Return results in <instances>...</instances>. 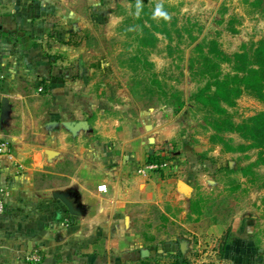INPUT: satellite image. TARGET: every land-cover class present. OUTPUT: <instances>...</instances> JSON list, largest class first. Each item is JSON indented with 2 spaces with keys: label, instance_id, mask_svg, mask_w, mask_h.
Returning <instances> with one entry per match:
<instances>
[{
  "label": "rangeland",
  "instance_id": "obj_1",
  "mask_svg": "<svg viewBox=\"0 0 264 264\" xmlns=\"http://www.w3.org/2000/svg\"><path fill=\"white\" fill-rule=\"evenodd\" d=\"M137 5L0 0V97L7 72L32 79L18 80L30 91L24 108L15 102L8 108L0 98V119L32 117L36 72L56 69L73 75L72 94L56 95L72 108L49 109L42 97L36 110L42 122L65 118L72 133L92 136L99 121L111 118L151 124L152 136L173 126L167 157L177 163L191 152L199 160L186 167L199 217L186 213L182 224H170L172 238H155L151 255L169 264L156 251L172 242L182 244L187 264H264V80L250 78L264 75V0ZM158 5L167 19L155 16ZM63 54L75 57L62 63ZM153 153L160 155L150 153L137 166L139 174L159 172L148 170L158 162L150 160Z\"/></svg>",
  "mask_w": 264,
  "mask_h": 264
},
{
  "label": "crops",
  "instance_id": "obj_2",
  "mask_svg": "<svg viewBox=\"0 0 264 264\" xmlns=\"http://www.w3.org/2000/svg\"><path fill=\"white\" fill-rule=\"evenodd\" d=\"M58 56L62 63L75 57ZM72 76L56 69L36 72V102L28 105L35 116L0 119V141L9 147L0 150V197L6 202L0 214V264H160L151 255L152 241L172 238L169 225L182 224L186 213L194 220L199 217L186 169L188 153L172 169L142 175L137 166L150 153L169 154L173 126L152 136L151 124L138 127L129 120L122 125L111 118L99 121L92 136L72 133L63 126L65 118L46 123L36 118L42 97L52 110L70 106L56 95L72 94ZM20 78L32 80L7 72L0 98L8 108L12 102L23 105L30 93L20 88ZM55 192L72 197L80 214H71ZM165 245L156 252L183 248L179 243ZM34 253L41 255L39 262L28 259Z\"/></svg>",
  "mask_w": 264,
  "mask_h": 264
},
{
  "label": "trees",
  "instance_id": "obj_3",
  "mask_svg": "<svg viewBox=\"0 0 264 264\" xmlns=\"http://www.w3.org/2000/svg\"><path fill=\"white\" fill-rule=\"evenodd\" d=\"M261 70H262V72H263V74H264V62H263V65H262V68H261ZM250 78H256L257 80H256V82L254 83V84H256V83H258V82H261V81H263L264 80V75H262V76H255V77H253V76H250ZM249 78V79H250ZM249 79H247V78H245L244 80L246 81V82H249ZM253 80V79H252ZM250 85H253V83H248V86H250ZM164 155H157L156 153H153L151 156H150V160H156V161H161V160H163V159H165V157L167 156H164ZM198 157H197V155H194V154H192L191 152H189L188 153V161H187V163L188 164H193V165H195V164H197L198 163ZM164 255H166V256H168L167 257V259H171V262L169 263V264H187V262L188 261H186V259H185V255H184V253H183V251H182V249H181V247H179L176 251H174V252H172V253H166V254H164ZM165 260H166V257L164 258ZM161 264V263H160ZM163 264V263H162ZM165 264V263H164ZM168 264V263H167Z\"/></svg>",
  "mask_w": 264,
  "mask_h": 264
},
{
  "label": "built area",
  "instance_id": "obj_4",
  "mask_svg": "<svg viewBox=\"0 0 264 264\" xmlns=\"http://www.w3.org/2000/svg\"><path fill=\"white\" fill-rule=\"evenodd\" d=\"M6 147L5 143H0V150ZM176 167V163H174L173 160H171L169 157H165V159L158 161V162H152L151 164H148V170H158L159 172L165 171L168 169H172ZM6 210V202L5 200L0 197V214L4 213ZM29 260L39 262L41 260V255L38 253H34L29 256Z\"/></svg>",
  "mask_w": 264,
  "mask_h": 264
},
{
  "label": "water",
  "instance_id": "obj_5",
  "mask_svg": "<svg viewBox=\"0 0 264 264\" xmlns=\"http://www.w3.org/2000/svg\"><path fill=\"white\" fill-rule=\"evenodd\" d=\"M54 197L60 199L63 201V203L67 206L69 212L73 215H79L80 210L76 208V204L72 197H70L68 194L55 192Z\"/></svg>",
  "mask_w": 264,
  "mask_h": 264
},
{
  "label": "clouds",
  "instance_id": "obj_6",
  "mask_svg": "<svg viewBox=\"0 0 264 264\" xmlns=\"http://www.w3.org/2000/svg\"><path fill=\"white\" fill-rule=\"evenodd\" d=\"M137 7L139 8V0H138V5H137ZM155 16H157V17H163V18H165V19L168 18L167 13H165V12L162 10V7H161L160 5H158L157 8H156Z\"/></svg>",
  "mask_w": 264,
  "mask_h": 264
}]
</instances>
